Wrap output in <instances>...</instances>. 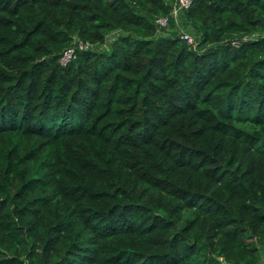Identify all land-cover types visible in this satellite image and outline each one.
I'll use <instances>...</instances> for the list:
<instances>
[{
	"label": "trees",
	"instance_id": "obj_1",
	"mask_svg": "<svg viewBox=\"0 0 264 264\" xmlns=\"http://www.w3.org/2000/svg\"><path fill=\"white\" fill-rule=\"evenodd\" d=\"M174 1L0 0V264H261L264 0Z\"/></svg>",
	"mask_w": 264,
	"mask_h": 264
},
{
	"label": "built area",
	"instance_id": "obj_2",
	"mask_svg": "<svg viewBox=\"0 0 264 264\" xmlns=\"http://www.w3.org/2000/svg\"><path fill=\"white\" fill-rule=\"evenodd\" d=\"M193 0H175L173 3V6L171 8V11L169 13V16L164 17H158L155 19V24L157 26L158 32H161L163 28H167L169 25V22L171 20L174 21V23L179 26L180 23V15L182 12L189 8L190 4ZM163 32V31H162ZM259 34L251 33L249 35H245L241 37L239 40H235L232 42L234 45H238L241 40H247V39H253L256 38ZM179 37L185 41L189 46H191L192 49H195V37L192 33V30H184L182 28H179ZM78 49H87L90 47L89 43H77ZM75 55V48L71 47L69 49L64 50L63 55L60 58L61 64H66L71 58H73Z\"/></svg>",
	"mask_w": 264,
	"mask_h": 264
},
{
	"label": "rangeland",
	"instance_id": "obj_3",
	"mask_svg": "<svg viewBox=\"0 0 264 264\" xmlns=\"http://www.w3.org/2000/svg\"><path fill=\"white\" fill-rule=\"evenodd\" d=\"M116 35H117V32H113V33H111V35H109L108 37H107V39L108 40H112V39H114V37H116ZM260 256H261V264H264V246H263V248L260 250Z\"/></svg>",
	"mask_w": 264,
	"mask_h": 264
}]
</instances>
